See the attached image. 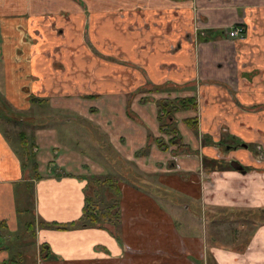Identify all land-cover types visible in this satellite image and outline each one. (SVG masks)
Returning a JSON list of instances; mask_svg holds the SVG:
<instances>
[{
    "label": "crops",
    "instance_id": "0c3cea01",
    "mask_svg": "<svg viewBox=\"0 0 264 264\" xmlns=\"http://www.w3.org/2000/svg\"><path fill=\"white\" fill-rule=\"evenodd\" d=\"M85 1L0 0V48L23 67L8 75L22 90L7 96L59 108L68 136L97 155L36 130L41 178L31 180L0 130V264L19 253L27 264L25 251L5 245L19 229L15 185L33 183L35 222L70 223L93 177L109 174L117 220L36 223L33 264H264V0ZM238 26L243 34L230 36ZM176 97L197 107L175 114L189 151L172 163V148L155 142V101ZM193 117L196 132L184 121ZM246 212L258 216L240 223ZM224 226L231 242L221 244Z\"/></svg>",
    "mask_w": 264,
    "mask_h": 264
},
{
    "label": "rangeland",
    "instance_id": "374dc122",
    "mask_svg": "<svg viewBox=\"0 0 264 264\" xmlns=\"http://www.w3.org/2000/svg\"><path fill=\"white\" fill-rule=\"evenodd\" d=\"M76 2H79L81 4H84V2L86 3L85 0H76ZM91 2L96 4L98 3V0H92ZM5 53L6 52L4 51V48H0V130L5 136L15 155L19 157V160L22 161V159L24 158L23 154L25 152L22 147L23 141L27 142V154L29 153V155H32V157L37 160L38 152H36V149L34 147L37 141L35 132L39 129H45L46 131L50 130V135L55 133V136L58 137L59 142L65 145L68 149H71V147L75 146L77 150H80L86 155L97 156L93 152L90 143H76L75 139L73 140L68 136V128L65 122L56 119L57 115L66 114L64 112L58 111L59 108L56 110L52 109L49 104L43 106L33 105V103L26 104L23 102V98L21 96L14 98L7 96L8 92L12 91L10 87L13 89H16L18 87L20 90H22L20 88L21 83H17V81L13 77L8 75L11 69L13 70L12 73L15 71V69H18L20 72L23 71V67H21L20 64L19 67L13 65L9 58H4ZM21 75L26 79V73H21ZM32 98L33 97H31V99ZM12 99L17 100V102H13ZM16 103H20L21 105H16ZM129 109L131 110L130 106L127 104L128 112ZM22 133L24 134L23 136H25V138H22ZM162 137H164L165 141H167V135L163 134ZM68 138L69 140H71V142L69 143L67 142ZM169 148H172V150L174 151L175 146L169 145ZM172 154L174 155V153ZM178 155L179 153L175 154V156L170 158V161L168 162L175 163L174 158L176 156L178 157ZM29 165H31V161H29ZM92 185L93 189L91 190V196L96 193L94 181L92 182ZM101 189V193L107 196L108 191L106 190V187H103ZM14 195L17 210V219L19 221V229L16 232L10 233L12 238L7 240V243H9L13 248L21 249L23 250V252L25 251L27 264H33L34 256L36 253L35 237L31 235L32 233L31 230L28 229L27 223L29 220H31L32 227H30V229L32 228L33 230H35L37 222L34 221V189H31V187L27 189L26 187L24 188L22 186L15 185ZM257 216L258 215L254 213L252 215V212H246L244 216L238 217V219L241 223L246 222V219L248 218L256 219ZM259 217L262 221L264 220V214L260 215ZM237 226H239L238 223ZM227 228V226H224L223 229L220 230L221 236H223L221 244L231 242L228 241L227 233L225 232V230H228ZM237 228L240 229V227ZM241 229H244L243 231L245 232V235L248 236L250 231L253 229V225L251 223H247L246 226L242 227ZM246 239L247 238H245L244 240H239L237 241V243H244Z\"/></svg>",
    "mask_w": 264,
    "mask_h": 264
},
{
    "label": "trees",
    "instance_id": "16d2710c",
    "mask_svg": "<svg viewBox=\"0 0 264 264\" xmlns=\"http://www.w3.org/2000/svg\"><path fill=\"white\" fill-rule=\"evenodd\" d=\"M169 88V87H167ZM166 88V89H167ZM164 86H152L150 88L151 91H162L164 90ZM156 108H157V119L159 122V130L162 134H165L168 136L167 141H165L164 137H158L155 139V142L159 145L160 148H163L165 150L169 149V145H174L175 149L172 152L175 154H178L179 151L188 152L189 147L184 143L182 140V137L179 133L178 127H177V120L175 117L176 112L180 110H186V109H196L197 107V101L195 97H185V98H160L155 101ZM187 125H189L195 132L198 129V119L197 117L193 118H187L184 120ZM22 133V138H25ZM222 144V143H220ZM22 147L24 150V158L22 159V170L23 175L26 176V172H29L28 178L31 180H38L41 178V175L38 172V162L32 155H29L28 149H27V142H22ZM181 149V150H180ZM29 161H31V165H29ZM94 185L98 188V190L91 196V191L87 190V196L85 197V204L83 207V213L79 220L73 221L70 223H47L40 221L37 225L39 226H46L48 227H54V228H60V229H70L80 226H103L107 223H113L115 220H117L118 217V180L115 175H106V176H96L93 177ZM19 186L26 187L29 189L33 188V183L29 180H23L18 184ZM103 187H106V190H109L107 196L103 195L101 193ZM90 193H89V192ZM32 192V190H31ZM111 195V196H109ZM108 198H110L108 200ZM35 221V220H34ZM28 229L31 230V235L34 236V231L32 228V222L31 220L27 223ZM6 228V225L4 221L0 222V232L4 231ZM6 246L10 247L11 245L9 243L5 244ZM43 249V247H42ZM41 249V251H42ZM20 259H23L22 253L11 255L7 259L8 264H19V261L17 260V256ZM211 259H209V263L211 264ZM21 264V263H20Z\"/></svg>",
    "mask_w": 264,
    "mask_h": 264
},
{
    "label": "water",
    "instance_id": "95a60500",
    "mask_svg": "<svg viewBox=\"0 0 264 264\" xmlns=\"http://www.w3.org/2000/svg\"><path fill=\"white\" fill-rule=\"evenodd\" d=\"M226 148L229 149L230 147L228 146ZM230 165H231V167H233L237 171H240V172H243V173L245 172L243 165L241 163H239L238 161H236V160H231L230 161Z\"/></svg>",
    "mask_w": 264,
    "mask_h": 264
},
{
    "label": "built area",
    "instance_id": "2783aa9c",
    "mask_svg": "<svg viewBox=\"0 0 264 264\" xmlns=\"http://www.w3.org/2000/svg\"><path fill=\"white\" fill-rule=\"evenodd\" d=\"M228 34H229L230 36H233V37H234V36L242 35V34H243V28L240 27V26L235 27V28L229 30V31H228Z\"/></svg>",
    "mask_w": 264,
    "mask_h": 264
},
{
    "label": "flooded vegetation",
    "instance_id": "af4514ba",
    "mask_svg": "<svg viewBox=\"0 0 264 264\" xmlns=\"http://www.w3.org/2000/svg\"><path fill=\"white\" fill-rule=\"evenodd\" d=\"M233 144H235V145L238 144V145H239V144H241V143L235 142V143H233ZM243 145H244V144H243ZM228 146L230 147L229 150L232 149V148L234 147V146H232V145H228ZM244 146H245V145H244ZM255 148H256V149H255ZM261 148L263 149V145H262V144H261L260 146H259V145H256V147H254L253 150H254L255 152H256V151L261 152V150H262ZM254 151H253V152H254Z\"/></svg>",
    "mask_w": 264,
    "mask_h": 264
}]
</instances>
